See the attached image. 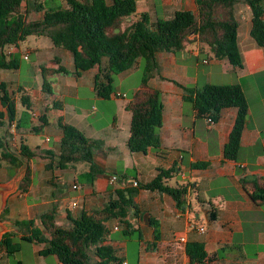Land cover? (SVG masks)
Segmentation results:
<instances>
[{"label":"crops","instance_id":"0c3cea01","mask_svg":"<svg viewBox=\"0 0 264 264\" xmlns=\"http://www.w3.org/2000/svg\"><path fill=\"white\" fill-rule=\"evenodd\" d=\"M105 1L112 3V0ZM135 3L136 12H146L153 21L170 18L179 10H190L194 14L198 11L195 0H135ZM233 10L238 21L241 67H234L226 59L215 58L209 47L193 40L192 35L178 51L156 53L158 71L148 84L161 91L162 125L158 133L162 155L152 148L145 153H132L127 147L131 118L126 107L131 101L128 92H135L139 82H129L125 89L117 87L107 99L99 97L94 89V77L98 73L95 66L78 77L47 76L51 93L43 91L42 78L39 90L33 93L30 87L23 88L10 77L11 71L16 72L19 67L0 68V96L1 87H4L16 100L15 120L9 122L5 114L0 119V137L12 152H19L21 143L31 149L40 147L57 151L61 137L58 118L98 141L95 154L98 171L91 180L86 174L88 164L85 162L50 171L45 168L49 159L37 156L29 159V187L8 196L0 218L11 222L34 219L40 230L38 216L55 207L57 222L67 225V214L77 217L103 207L109 198V188L114 190L133 186L134 182H148L159 168H175L177 173L170 172L171 177L165 179V183L185 185L186 201L182 207H177L169 195L156 190L142 189L133 196L139 214L136 218L131 214L129 221L132 228H138L141 237L137 250L130 243L133 233L126 235L117 222H106L110 234L104 243L114 247L117 255L123 258L122 264H188L185 244L191 241L203 243L210 257L204 264H264V48L257 46L250 36L249 7L237 1ZM28 17L35 19L37 14L31 11ZM36 50L41 67L56 68L58 58L61 65L73 69L72 54L68 50L49 45L36 47ZM7 52L28 58L32 50L23 52L18 43L9 46ZM137 67L138 62L119 74L125 75L124 81H120L122 87L130 77V71ZM49 77H53V81ZM173 80L197 88L208 83L241 86L248 103V116L235 160L226 159L223 148L234 124L236 108L222 109L213 123L198 118ZM22 92L30 95L28 113L19 101ZM44 92L49 96H44ZM107 107L111 112L106 118ZM0 111H5L1 99ZM41 117L47 121L44 130L42 128L43 144L30 138L38 133L32 132L31 128L41 123ZM51 141L53 143L49 144ZM196 161L208 162V166L193 168L191 164ZM14 169V165L0 160V181L7 180ZM112 175L117 178L111 182ZM58 184L67 185V189L55 195L54 188ZM75 184L77 188H73ZM73 202L76 204L72 205ZM210 211L215 212L214 219L209 218ZM10 231L15 239L28 233L25 227L14 226ZM181 236L185 238L184 242L179 241ZM42 237H47L43 230ZM23 242L26 241L21 242V249ZM26 243L32 246L34 264H61L55 255L43 257L38 254V250L46 245L44 241ZM8 257L0 254V264H8ZM18 264L24 262L19 260Z\"/></svg>","mask_w":264,"mask_h":264},{"label":"trees","instance_id":"16d2710c","mask_svg":"<svg viewBox=\"0 0 264 264\" xmlns=\"http://www.w3.org/2000/svg\"><path fill=\"white\" fill-rule=\"evenodd\" d=\"M244 2L251 12L250 36L256 45L264 48V0H195L198 11H176L167 19L151 20L146 12L137 13L135 0H0V68L17 69L20 56L7 52L9 46L17 45L31 35L47 36L54 47L64 48L72 54L73 69L69 70L56 59V68L41 67L43 91L51 93V82L47 76L54 74L78 77L82 72L95 66L98 73L94 77L96 95L109 98L114 92V75L136 66L141 60V77L138 88L131 94L126 105L131 112L128 128L127 147L132 153H145L149 148L158 155L163 154L159 128L162 125L161 91L149 86L148 81L158 71L156 53L158 51L176 52L189 41L197 39L206 44L215 58H223L234 67L242 66V58L237 44L238 21L234 16L233 5ZM63 4V5H62ZM31 11L37 18L29 19ZM173 82L182 89L185 102H189L198 118L217 121L222 109L236 108V117L223 148L226 159L235 160L240 149V139L248 116V103L238 84L208 83L200 88ZM22 88L19 89L21 91ZM1 103L9 122L16 118V100L1 87ZM19 101L25 112L31 109L30 95L22 92ZM56 105V104H55ZM32 132H40L47 123L40 118ZM61 130L57 151L40 147L33 149L21 143L19 154L27 160L32 157L46 158L49 162L46 170L64 169L78 162L88 164L87 176L91 180L98 171L95 154L98 141L87 137L78 128L58 118ZM0 137V160L15 167L21 159L5 145ZM193 168L204 169L208 162L196 161ZM175 168L158 169L156 176L148 182L137 183L124 188L108 189L109 198L101 208L91 213H82L72 217L67 214V225L57 222L55 207L44 210L38 216L40 230L34 219L14 220L17 228L25 227L27 234L15 239L13 231L3 233L0 241V254L6 257L21 249V242H45L38 250L40 256L55 255L61 264H122L113 246L104 243L110 231L107 221L117 222L124 234L136 233L141 241L138 228H132L129 216L138 217L133 196L142 189L159 191L169 195L177 207L186 201L185 185L170 186L165 179ZM30 184V168L21 180L17 191L26 190ZM252 198L256 196L251 194ZM257 201V200H256ZM4 210L2 211V213ZM209 218H215V212H209ZM42 230L47 237H42ZM132 239V236L131 238ZM188 264H204L210 259L203 243L191 241L185 244Z\"/></svg>","mask_w":264,"mask_h":264},{"label":"rangeland","instance_id":"374dc122","mask_svg":"<svg viewBox=\"0 0 264 264\" xmlns=\"http://www.w3.org/2000/svg\"><path fill=\"white\" fill-rule=\"evenodd\" d=\"M49 45L52 47V42L49 38L45 36H28L23 41L19 42V47L23 52H26L28 49H31L32 52L29 55L28 58L20 57V65L19 69L15 71H11L10 77L13 79H16L18 82H20L21 86L23 88L30 87L34 93V91L39 90L40 83L42 80L41 77V66L42 64L39 63V59L37 57V50L36 47H46ZM39 64V65H38ZM141 60H138V67L132 69L130 72V77L125 80L124 86L122 87L120 85V81H124L125 75H114V81L113 86L114 90L118 87L120 89H125L126 86L133 84L135 81L139 82L142 69H141ZM122 76V77H120ZM53 81V77H49ZM130 82V84H129ZM44 96H49L48 94L43 93ZM128 95L131 96V92H128ZM21 107V106H19ZM111 112L110 108H105V117H109V114ZM46 127V126H45ZM44 127V128H45ZM43 128V130H44ZM38 132L35 135H32L34 137H30L31 141L32 139L38 142L39 144L44 143V131ZM53 143V141L49 142V144ZM79 164H84L83 162ZM19 167V166H18ZM18 167H15L14 172L17 170ZM174 184L173 182H171ZM67 189V185L64 186L62 184H58V187L54 188V194L57 195L60 191L64 192ZM121 234L120 232H116V234ZM137 234H132V239L130 241L131 246H135L136 250L138 249V241L136 240ZM32 246L29 243L23 242V247L20 251L16 252L15 254L8 257V264H18L19 260H22L24 264H34V260L31 255ZM51 257V256H50ZM50 259H47V262H49Z\"/></svg>","mask_w":264,"mask_h":264},{"label":"water","instance_id":"95a60500","mask_svg":"<svg viewBox=\"0 0 264 264\" xmlns=\"http://www.w3.org/2000/svg\"><path fill=\"white\" fill-rule=\"evenodd\" d=\"M21 159V164L17 168V170L5 181H0V215L2 210L6 205V201L9 195L14 193L26 174V170L28 168V160L22 154L15 153ZM14 228L13 222L2 220L0 218V241L2 239V235L5 232H8Z\"/></svg>","mask_w":264,"mask_h":264},{"label":"built area","instance_id":"2783aa9c","mask_svg":"<svg viewBox=\"0 0 264 264\" xmlns=\"http://www.w3.org/2000/svg\"><path fill=\"white\" fill-rule=\"evenodd\" d=\"M207 121L210 122V123H212L209 119ZM116 178H117L116 175H112L109 180L112 182V181H115ZM135 184H136V182L133 183V185H135ZM73 188H77V185L76 184L73 185ZM75 204H76L75 202L72 203V205H75ZM114 228L116 229L117 226H115ZM178 239H179L180 242H184L185 241V238L183 236L179 237Z\"/></svg>","mask_w":264,"mask_h":264}]
</instances>
